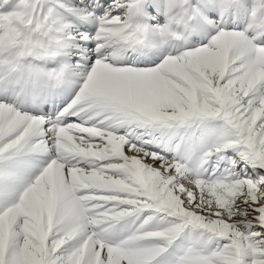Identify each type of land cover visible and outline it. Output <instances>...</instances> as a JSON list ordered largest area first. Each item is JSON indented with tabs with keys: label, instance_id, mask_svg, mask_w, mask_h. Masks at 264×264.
<instances>
[{
	"label": "snow or ice",
	"instance_id": "6c2138e0",
	"mask_svg": "<svg viewBox=\"0 0 264 264\" xmlns=\"http://www.w3.org/2000/svg\"><path fill=\"white\" fill-rule=\"evenodd\" d=\"M0 264H264V0H0Z\"/></svg>",
	"mask_w": 264,
	"mask_h": 264
}]
</instances>
